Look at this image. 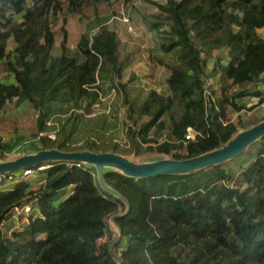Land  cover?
I'll return each mask as SVG.
<instances>
[{
    "label": "trees",
    "instance_id": "1",
    "mask_svg": "<svg viewBox=\"0 0 264 264\" xmlns=\"http://www.w3.org/2000/svg\"><path fill=\"white\" fill-rule=\"evenodd\" d=\"M111 1L67 0L63 10L61 0H0V122L7 106L28 108L35 114L29 129L37 136L51 128L46 122L53 108L74 110L56 140L41 138L36 151L185 159L264 119L243 123L238 117L235 123L228 118L229 109H246L238 99L252 96L258 105L264 100L261 90L232 91L246 82L264 86V38L258 33L264 29V0H145L157 10L143 22L155 32L160 51L174 60L157 58L168 70L167 92L149 89L138 107L129 101L125 84L116 81L130 56L121 55L118 33L108 24L80 36L82 59L68 52L67 18H89V9L99 14ZM59 16L63 37L55 54L52 20ZM217 50L226 52L227 61L219 59L212 67L218 86L211 88L203 53ZM107 78L121 93L111 114L121 117L124 141L102 140L99 132L76 140L78 119L92 114ZM189 130L194 137L185 140ZM252 145L253 158L234 175L227 162L145 178L104 168L105 182L125 198L127 211L125 202L102 189L92 165L51 163L38 172L36 187L21 175L11 188L0 189V264H191L171 253L193 240H210L244 264H264V136ZM12 147L0 125V161ZM33 201L36 212L27 214L26 225L5 237L2 226L13 210ZM202 251L198 247L189 254ZM157 253L165 254L162 261Z\"/></svg>",
    "mask_w": 264,
    "mask_h": 264
},
{
    "label": "rangeland",
    "instance_id": "2",
    "mask_svg": "<svg viewBox=\"0 0 264 264\" xmlns=\"http://www.w3.org/2000/svg\"><path fill=\"white\" fill-rule=\"evenodd\" d=\"M154 2H163L164 0H152ZM63 10L67 0H61ZM100 13H94L93 9H89L87 16L89 18L68 17L66 28L68 29V52L75 55L78 59L82 56L78 50V41L81 35L89 36L92 30L106 23L110 28L114 29L120 38V52L124 56H130V62L124 66L122 75L116 81L125 84V89L128 92L129 101L134 107H138L145 99L149 89L154 88L159 92H167V84L165 78L168 74L167 68L157 62V58L164 61H173L174 56L171 53H163L160 51L158 38L153 30H149L144 24V19L154 13L157 8L150 2L145 0H112L111 5H103L99 8ZM128 22H126V20ZM53 29L56 37V46L53 53L60 52V43L62 41V26L63 22L60 16L53 18ZM129 26L132 28L129 29ZM258 33L264 38V29H259ZM13 48V41L9 40L8 50ZM206 59V75L208 77V85L211 88L218 86V74L212 73L211 69L215 62L219 59L222 63L227 61L226 52L224 50L214 51L211 55L203 53ZM4 70V68H1ZM6 72L2 71L1 77L5 76ZM118 84V83H117ZM115 88L113 92L111 89ZM119 86L107 78L99 89L97 102L94 104V110L90 115H83L78 119V125L75 129V139H82L88 134L99 132L102 140L114 139L120 142L124 141V133L122 129L121 117L111 114L114 108H119L121 102V93L118 94ZM247 89L253 91L255 89L264 92L262 85L246 82L238 86H234L232 91ZM239 102L246 106V109L237 112L229 109V120L237 123L238 117L243 123L258 121L264 118V104H257L258 98L252 96H244L238 99ZM250 107V109L248 108ZM54 111L50 114L47 122L55 124L58 130L61 127L63 120L71 113V105H62L59 108H53ZM74 112V110H73ZM255 119V120H254ZM35 122V114L30 109L22 107L15 109L7 106L2 115L0 122L3 138L12 144L13 147L6 153L5 160L14 159L26 153L36 152V148L41 147L36 137L31 135L30 129ZM46 125L51 127L52 125ZM246 125V124H245ZM250 127V126H249ZM248 128V127H247ZM47 129V130H50ZM243 130V129H242ZM54 145V142H50ZM255 146L250 145L238 156L227 161L234 175L240 165H246L254 156ZM131 160L141 162L155 160V155H146L142 158L128 157ZM3 161V160H2ZM42 176L40 174L30 175L24 178L28 181L31 187H36L39 184ZM16 182H8L0 187L7 189L11 188ZM30 210L25 209V205L13 210L12 218L4 222L2 226L3 235L9 237L12 230L21 229L27 223V214L36 212L35 202L27 203ZM202 248V253L199 255H190L189 252L194 248ZM178 260L187 258L191 264H244L242 260L231 258L225 251L217 247L212 241H195L193 240L190 246L174 248L172 253ZM165 254L157 253V259L162 261Z\"/></svg>",
    "mask_w": 264,
    "mask_h": 264
},
{
    "label": "water",
    "instance_id": "3",
    "mask_svg": "<svg viewBox=\"0 0 264 264\" xmlns=\"http://www.w3.org/2000/svg\"><path fill=\"white\" fill-rule=\"evenodd\" d=\"M264 136V119L235 133L226 143L200 155L185 158H159L137 162L115 152H92L89 150L63 151L58 148L41 149L14 159L0 161V173L31 169L43 163L80 162L92 165L103 190L121 199L129 209L125 198L104 180V168L130 176L145 178L162 174H186L211 165L227 162ZM114 216L111 217L113 220Z\"/></svg>",
    "mask_w": 264,
    "mask_h": 264
},
{
    "label": "built area",
    "instance_id": "4",
    "mask_svg": "<svg viewBox=\"0 0 264 264\" xmlns=\"http://www.w3.org/2000/svg\"><path fill=\"white\" fill-rule=\"evenodd\" d=\"M125 20H126V22H128L127 19H125ZM129 29L131 30L132 28L129 26ZM94 30H92V32ZM111 90L114 92L115 88H112ZM206 93L208 94L209 92L207 91ZM262 104H264V100L262 101L261 105ZM47 123H48V125H52L50 122H47ZM58 131L59 130H58L57 126L55 124H53L52 129L39 132L36 139H37V141H39L41 138H46V139H49L51 141H54L57 138ZM193 137H194L193 131L189 130L188 133L185 135V140L191 139ZM65 163L67 164V166L69 168L72 167L73 165H76V166L81 165L80 162H65ZM50 166H51V163H43V164H40V165H38L34 168H31V169L24 168V169H20L18 171H15V172L0 173V187L2 185H4L5 183L14 182L21 175L26 177V176L38 174V172L40 170H43V169L50 167ZM25 209L30 210V206L28 204H25ZM14 210H17V208H15Z\"/></svg>",
    "mask_w": 264,
    "mask_h": 264
},
{
    "label": "crops",
    "instance_id": "5",
    "mask_svg": "<svg viewBox=\"0 0 264 264\" xmlns=\"http://www.w3.org/2000/svg\"><path fill=\"white\" fill-rule=\"evenodd\" d=\"M262 88H264V86L262 85ZM2 189H4V188H2ZM5 190V189H4Z\"/></svg>",
    "mask_w": 264,
    "mask_h": 264
}]
</instances>
